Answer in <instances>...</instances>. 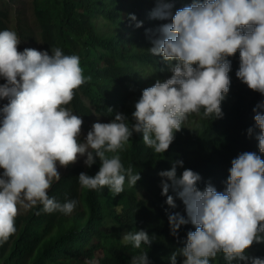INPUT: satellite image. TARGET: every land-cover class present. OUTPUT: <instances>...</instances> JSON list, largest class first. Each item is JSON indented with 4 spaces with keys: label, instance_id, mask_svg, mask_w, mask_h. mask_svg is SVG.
I'll use <instances>...</instances> for the list:
<instances>
[{
    "label": "clouds",
    "instance_id": "9594fccd",
    "mask_svg": "<svg viewBox=\"0 0 264 264\" xmlns=\"http://www.w3.org/2000/svg\"><path fill=\"white\" fill-rule=\"evenodd\" d=\"M12 27L0 29V244L30 210L71 219L90 195L122 196L141 179L132 140L163 155L176 136H196L195 113L198 127L208 124L235 148L224 174L209 181L190 167L178 175L182 160L159 172L166 201L148 204L147 227L122 235L132 252L124 263L212 264L222 254L224 264H264V0H119L86 18L78 39H38L23 51ZM88 29L94 41L82 49ZM107 56L119 73L134 66L104 89L122 99L104 115L82 91L86 63ZM80 96L87 111L75 107ZM71 171L83 198L55 194ZM118 245L111 237L108 250ZM84 252L89 264H108L100 240Z\"/></svg>",
    "mask_w": 264,
    "mask_h": 264
},
{
    "label": "trees",
    "instance_id": "16d2710c",
    "mask_svg": "<svg viewBox=\"0 0 264 264\" xmlns=\"http://www.w3.org/2000/svg\"><path fill=\"white\" fill-rule=\"evenodd\" d=\"M118 1L33 0V10L30 11V15L26 16L28 20L34 17L35 22L29 23L21 13L18 16L9 13V1L7 0L0 2V21L3 22H0V29L13 25L9 29L14 30L21 39L20 51H23L25 47H31L30 42L38 38H41L42 45L59 39L76 40L80 36L86 18H90L97 12H102L105 16L111 6ZM76 13H79V16ZM93 41L92 31L86 30L82 38V49L92 44ZM89 53L90 57L96 56L93 51ZM114 61L107 56L106 63H101L99 60L86 63V69L88 68L86 71L91 74V80L82 92L90 103L95 104L94 106L98 107L97 110L104 115L113 114L114 110H119L122 106V99L118 93L109 97L104 93V89L108 87L110 81L128 77L134 66L130 62L124 63L127 67L119 73L114 70ZM223 101L227 103L226 99ZM75 107L82 111L88 110L81 96L76 100ZM243 107L248 108V110L241 108V113L245 115L251 107L245 105ZM195 115L193 114V117ZM198 122L199 119L195 118L193 125L197 127L198 135L191 138L176 136L171 148L163 155L152 154L142 147L138 139L132 140V161L138 167L141 179L137 181L135 187L125 184L129 189L122 196L114 197L113 194L104 193L90 195L86 199L89 209L85 207L84 212H76L71 219L47 218L43 210L37 211L36 209L22 215L18 221L16 237L0 244V264H61L64 261L66 264H89L92 257L82 256L85 254L83 251L86 246L98 240L101 241V248L108 252L106 256L108 264H125L128 253L132 255V252L123 246L122 235L128 231L147 227V223L154 220V210L151 207L157 206V198L166 201V197L161 195L162 178L158 175L159 172L170 169L174 161L182 160L183 165L177 166L178 175L185 168L192 167L205 180L215 181L223 176L224 157L230 155L235 148L227 147L208 124L201 123L198 127ZM108 155L110 156L111 153ZM97 163H100L99 159ZM77 174L78 172H67L59 181L60 183L55 188V194L59 198L84 197L83 191L87 190L79 188ZM169 194H172L171 190ZM148 204H151V207H148ZM118 207L122 210L120 213H117ZM155 235L157 240H161L164 236V227L161 226V230ZM111 237L117 238L120 245L108 250ZM54 247L57 248L54 249ZM221 255L218 254L212 264H224Z\"/></svg>",
    "mask_w": 264,
    "mask_h": 264
},
{
    "label": "rangeland",
    "instance_id": "374dc122",
    "mask_svg": "<svg viewBox=\"0 0 264 264\" xmlns=\"http://www.w3.org/2000/svg\"><path fill=\"white\" fill-rule=\"evenodd\" d=\"M4 1H7V0H0V2H4ZM9 1V0H8ZM32 1L33 0H10L9 1V5H8V10L10 11V13L15 16H18L21 12V14H23L22 16H24L25 14L26 15H30V11H32ZM29 2V3H28ZM21 4V5H20ZM28 5V6H27ZM14 6V7H13ZM24 7V8H23ZM10 8V9H9ZM12 9V10H11ZM23 10V11H22ZM17 14V15H16ZM35 30H36V27H35ZM36 46H38V44L36 43L35 44ZM0 83H2V80H0ZM6 101H2L0 103H5ZM99 121V122H102V119H97L96 122ZM189 121H193V118H189ZM192 127V125L188 126V128ZM83 160V157H81L79 159V161H82ZM27 209L24 208V211L23 213L26 212Z\"/></svg>",
    "mask_w": 264,
    "mask_h": 264
},
{
    "label": "bare ground",
    "instance_id": "6f19581e",
    "mask_svg": "<svg viewBox=\"0 0 264 264\" xmlns=\"http://www.w3.org/2000/svg\"><path fill=\"white\" fill-rule=\"evenodd\" d=\"M10 1V0H9ZM19 1V0H18ZM48 1V0H47ZM41 2V1H40ZM29 3V2H28ZM44 3V2H43ZM107 3V2H106ZM51 4V3H50ZM21 5V4H20ZM39 5H40V3H39ZM42 5V4H41ZM28 6V5H27ZM14 7V6H13ZM6 8V7H5ZM24 8V7H23ZM44 8V7H43ZM3 9V8H2ZM10 9V8H9ZM3 10H5V9H3ZM12 10V9H11ZM33 10V9H32ZM37 10H40V9H38L37 8ZM55 10V9H54ZM23 11V10H22ZM41 11V10H40ZM43 11V10H42ZM63 11V10H62ZM1 12V11H0ZM44 12V11H43ZM65 12V11H64ZM3 13V12H2ZM10 13V12H9ZM22 13V12H21ZM5 14V13H4ZM13 14V13H12ZM24 14V13H23ZM22 14V15H23ZM58 14V13H57ZM77 14V13H76ZM79 14V13H78ZM77 14V15H78ZM9 15V14H8ZM17 15V14H16ZM29 15V14H28ZM42 15V14H41ZM76 15V16H77ZM7 16V15H6ZM13 16H15V15H13ZM79 16V15H78ZM25 17V16H24ZM23 17V18H24ZM6 18V17H5ZM30 19V18H29ZM4 20V19H3ZM26 20V19H25ZM5 21V20H4ZM13 21H14V19H13ZM12 21V22H13ZM18 21V20H17ZM0 22H2V21H0ZM19 22V21H18ZM3 23V22H2ZM23 23V22H22ZM10 24V23H9ZM4 25V24H3ZM18 25H19V23H18ZM6 26V25H5ZM13 26V25H12ZM7 28V27H6ZM21 28V27H20ZM35 28V27H34ZM16 29V28H15ZM23 30V29H22ZM28 30V29H27ZM39 30V29H38ZM78 30V29H77ZM14 31V30H13ZM30 32V31H29ZM31 33V32H30ZM27 34V33H26ZM22 36V35H21ZM30 36V35H29ZM32 36H35V35H32ZM26 37V36H25ZM37 37V36H36ZM34 38V37H33ZM83 38V37H82ZM39 39V38H38ZM41 39V38H40ZM86 39V38H85ZM85 39H84V41H85ZM88 39V38H87ZM25 42V41H24ZM87 42V41H86ZM27 44V43H26ZM26 44H25V46H26ZM43 44V43H42ZM100 61V60H99ZM90 68V67H89ZM88 69V68H87ZM86 69V70H87ZM88 72V71H87ZM101 89V88H100ZM99 103V102H98ZM101 104V103H100ZM95 105V104H94ZM98 105V104H97ZM195 114V113H194ZM192 116V118H193V121H192V123L195 121V118L193 117V114L191 115ZM176 139V138H175ZM72 165H74V164H72ZM67 177V176H66ZM63 179V178H62ZM60 183V182H59ZM35 210V209H34ZM37 212V211H36ZM30 213V212H29ZM43 213V212H42ZM38 214V213H37ZM163 214H165V215H167V212H164ZM77 215V214H76ZM31 216V215H30ZM28 219V218H27ZM32 219V218H31ZM33 219H35V218H33ZM32 219V220H33ZM26 220V219H25ZM36 221V220H35ZM29 222V221H28ZM37 228H38V226H37ZM168 228H169V225H168ZM108 236V235H107ZM108 242V241H107ZM93 243V242H92ZM108 245H110V244H108ZM54 251H56V250H54ZM124 253V252H123ZM127 255V254H126ZM112 257H114V256H112ZM116 258V257H115ZM215 261V260H214Z\"/></svg>",
    "mask_w": 264,
    "mask_h": 264
}]
</instances>
